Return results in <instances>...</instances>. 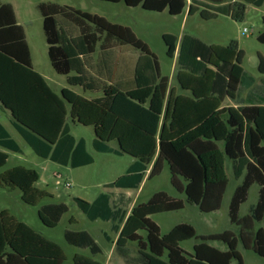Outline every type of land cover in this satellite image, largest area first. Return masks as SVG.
Masks as SVG:
<instances>
[{"label": "trees", "instance_id": "1", "mask_svg": "<svg viewBox=\"0 0 264 264\" xmlns=\"http://www.w3.org/2000/svg\"><path fill=\"white\" fill-rule=\"evenodd\" d=\"M141 6L150 11L168 10L181 14L187 0H105ZM247 3L263 6L264 0H192L189 14L215 19L219 14L243 21ZM48 56L53 68L67 76L71 86L94 94L87 97L70 88L57 94L45 77L35 70L23 25L17 21L13 4L0 0V108L9 112L18 133L42 158L70 165H90L94 157L84 138L76 139L68 119L93 126L94 148L99 152L137 158L108 187L139 188L147 171L148 179L159 175L167 163L171 183L185 198L166 191L155 192L138 202L128 214L129 201L111 202L109 193L94 201H75L90 220L112 222L118 232L116 252L126 264H244L239 241L264 257V92L257 79L243 66L244 52L236 41L229 46L207 44L184 34L179 46L178 75L182 89L170 88L158 56L127 25L104 16L58 3H40ZM264 23V16H263ZM169 57H174L178 37L165 34ZM257 39L264 43V30ZM259 71L264 75V57ZM264 84V78H262ZM246 95L244 96V93ZM230 99L233 105H224ZM112 141L118 147L110 145ZM0 147L22 153L19 143L0 122ZM9 155L0 149V168ZM227 159L232 163L237 185L230 202L231 230L199 235L191 223L175 225L163 234L154 214L184 209L196 204L203 212L221 208L229 184ZM37 170L16 166L0 173V186L18 187L22 199L36 205L47 191L36 186ZM254 184L258 200L247 215L241 206ZM117 203V204H116ZM69 211L68 205L47 203L39 208L41 220L54 227ZM67 242L102 252L87 230H66ZM196 238L190 252L181 242ZM221 241L227 249L209 243ZM61 245L45 237L8 209H0V264H66ZM73 264H102L76 254Z\"/></svg>", "mask_w": 264, "mask_h": 264}, {"label": "rangeland", "instance_id": "2", "mask_svg": "<svg viewBox=\"0 0 264 264\" xmlns=\"http://www.w3.org/2000/svg\"><path fill=\"white\" fill-rule=\"evenodd\" d=\"M12 3L18 21L26 31L27 40L30 44L35 67L39 71L45 72L51 79H59L64 85L83 94L87 97L94 96L91 92H85L81 87L71 86L67 82V76L58 73L52 66L48 56V44L43 29V17L39 10L40 3H58L68 5L82 11L98 14L106 17L112 22L130 26L139 38L145 41L151 50L158 56L162 72L173 76V60L168 55V47L164 41L165 34H174L182 37L184 34H191L211 44H221L229 46L233 41L243 50V66L245 70L257 81L261 87L264 75L259 71L260 57H264V43L257 37L264 30L263 16L264 5L256 6L247 3L246 16L243 21H236L229 16L219 14L215 19H204L200 13L191 15L185 14L170 15L167 10L164 12L150 11L141 6L131 7L126 3L110 2L105 0H2ZM252 29L251 33L244 34L243 29ZM50 82V81H49ZM51 83V82H50ZM52 85V83H51ZM53 86V85H52ZM171 87L180 93L177 79L174 77ZM60 89V88H54ZM261 91L264 92V86ZM246 92L244 93V96ZM233 104L227 99L224 105ZM2 115V111H0ZM6 120V119H5ZM68 122L72 134L77 137H84L87 141L89 152L94 157L93 164L73 168L70 165H63L45 159L37 155L29 144L23 139L18 131L10 125L14 138L21 145L22 153L10 152L7 164L0 168V173L15 166H24L38 171L39 180L36 186L49 193L36 205L26 203L22 199L23 192L20 188L0 186V209H8L16 218L29 224L36 231L45 237L61 245L69 259L79 252V249L69 244L65 238L68 229L88 230L93 235L104 253L99 255L90 254L83 251V254L100 261L102 264L114 263L125 264L115 250L114 242L118 232L112 229V222L102 219L90 220L80 209L75 201L76 197L93 201L104 192H108L106 183L114 181L120 175L127 173L128 167L137 158L130 154L104 153L97 151L93 146V139L96 137L93 126H86L81 123H73L70 118ZM113 147H118L116 141L110 143ZM227 172L229 184L224 195L221 208L212 212H203L196 204L186 203L184 209L157 213L152 218L160 225L163 234L171 231L178 223L187 222L194 225L199 235L211 233H221L231 230L238 234L239 228L230 221V202L237 185L241 182L234 177L232 163L227 159ZM69 183V186L66 184ZM166 191L172 196L185 198V193H180L171 183V172L167 163L159 175L146 181L138 193L139 201H147L155 192ZM259 185L254 184L247 200L242 204L240 215H247L250 208L258 200ZM136 194V191H134ZM68 205L69 211L64 214L61 221L54 227L46 225L39 216V208L47 203H61ZM264 226V220L256 223V229ZM199 241L196 238L181 242V246L192 252L194 244ZM221 249H227L225 243L221 241H209ZM238 249L242 254L244 264H264V257L257 254L252 248L244 246L239 241ZM82 253V252H80ZM231 264H240L237 259H233Z\"/></svg>", "mask_w": 264, "mask_h": 264}, {"label": "crops", "instance_id": "3", "mask_svg": "<svg viewBox=\"0 0 264 264\" xmlns=\"http://www.w3.org/2000/svg\"><path fill=\"white\" fill-rule=\"evenodd\" d=\"M191 3H192V0H187V7L185 8V10L181 13V14H185V16H191L190 14H189V8H190V5H191ZM12 4V3H11ZM15 9V8H14ZM165 11V10H164ZM164 11H162V12H164ZM168 11V10H167ZM169 12V11H168ZM15 13H16V11H15ZM200 13V12H199ZM170 14V13H169ZM181 14H179V15H181ZM196 14V13H195ZM195 14H193V15H195ZM171 15V14H170ZM16 17H17V14H16ZM17 21H18V18H17ZM19 22V21H18ZM184 36V35H183ZM182 36V37H183ZM194 36V35H193ZM178 37V47H177V51H176V53H175V55H174V57H170L172 60H173V65H172V71H173V76L171 77V76H169V75H167L168 77H169V85H171V82H172V80H173V78L175 77L176 79H177V82H178V87L181 89V90H183L182 88V86L180 85V83H179V79H178V75H179V72H180V68H179V64H178V55H179V46H180V42H181V40H182V37H179V36H177ZM195 37H197V36H195ZM202 40V39H201ZM28 41V40H27ZM202 41H204V40H202ZM205 42V41H204ZM29 43V42H28ZM207 44H211V43H208V42H206ZM219 45H221V44H219ZM29 46H30V44H29ZM30 49H31V47H30ZM31 54H32V51H31ZM50 60V59H49ZM32 62H33V66H34V68H35V70L36 71H38L43 77H45V79H46V81L48 82V84L50 85V87L57 93V94H60L61 93V91L64 89V88H69L68 86H66V85H64V82L62 81V80H59V79H51L45 72H43V71H39L36 67H35V64H34V59H33V55H32ZM51 62V61H50ZM161 65V64H160ZM162 70V69H161ZM163 73V72H162ZM164 74V73H163ZM164 75H166V74H164ZM52 83V85H51V83ZM262 84H263V82H262ZM263 86H264V84H263ZM262 86V87H263ZM260 85H259V88H262ZM54 88H60V89H54ZM170 88H174V87H171L170 86ZM71 89V88H70ZM73 90V89H72ZM175 90V89H174ZM176 91V90H175ZM75 92H77V91H75ZM177 92V91H176ZM78 93V92H77ZM178 93V92H177ZM180 93H185V94H189V92L188 91H185V90H183L182 92H180ZM227 100V99H226ZM225 100V101H226ZM224 101V102H225ZM224 104V103H223ZM229 105H233V104H229ZM0 111H2V115L0 114V122L1 123H3L5 126H6V128L9 130V132L11 133V135H12V137L14 138V135H13V133H12V131L10 130V125H12L13 126V123H12V116L10 115V113L9 112H6V111H4V110H2L1 108H0ZM6 119V120H5ZM76 124V123H75ZM14 127V126H13ZM15 128V127H14ZM95 131V130H94ZM72 133V132H71ZM95 135H96V133H95ZM80 138H84V137H80ZM80 138H77L76 137V139H80ZM15 139V138H14ZM85 139V138H84ZM95 139V138H94ZM93 139V140H94ZM16 140V139H15ZM86 140V139H85ZM17 141V140H16ZM20 145V144H19ZM86 146H87V141H86ZM20 147H21V145H20ZM0 149H2V150H4V151H6L7 153H8V155H9V157H10V152H13V151H11V150H8V149H5V148H1L0 147ZM22 149V148H21ZM87 150H88V147H87ZM89 151V150H88ZM17 153V152H16ZM24 153V152H23ZM90 153V152H89ZM93 156V155H92ZM9 159V158H8ZM136 161V160H135ZM134 161V162H135ZM8 162V161H7ZM133 162V163H134ZM132 163V164H133ZM93 164V163H92ZM131 164V165H132ZM130 165V166H131ZM87 166V165H86ZM129 166V167H130ZM16 167V166H15ZM84 167V166H83ZM128 167V168H129ZM14 168V167H13ZM9 169H12V168H9ZM9 169H7V170H9ZM7 170H5V171H7ZM128 170V169H127ZM5 171H3V172H5ZM148 173H149V170L147 171V173H146V175H145V178H144V180H143V182L141 183V185H140V187L139 188H120V187H108L107 185L109 184V183H111V182H108V183H106L105 184V186H107L108 187V192H104V193H109L110 195H111V202H115V200L116 201H118V206H124V205H122L123 203L122 202H127V201H129V207H126L127 208V211H128V214L131 212V209L138 203V202H140L139 201V197L137 198V195H139L138 193L141 191V189H142V187H143V185H144V183H145V181H146V178H147V175H148ZM121 176V175H120ZM119 176V177H120ZM116 179H118V178H116ZM115 179V180H116ZM114 180V181H115ZM114 181H112V182H114ZM134 191H136V194H134ZM139 191V192H138ZM100 195V194H99ZM98 195V196H99ZM97 196V197H98ZM96 197V198H97ZM95 200V199H94ZM93 200V201H94ZM92 202V201H91ZM117 204V203H116ZM123 208H125V207H123ZM64 216V215H63ZM63 216H62V218H63ZM245 216V215H244ZM61 218V219H62ZM111 222V221H110ZM70 230H73V229H70ZM74 231H78V230H74ZM88 231V230H87ZM89 233H90V231H88ZM92 235V234H91ZM93 236V235H92ZM118 236H119V234H117V239H118ZM116 239V240H117ZM114 244H115V247H116V241L114 242ZM74 246V245H73ZM74 247H76V246H74ZM101 247V246H100ZM76 248H78L79 249V252H77L76 254H83V251H89L90 252V250L88 249V248H79V247H76ZM102 249V248H101ZM115 250H116V248H115ZM80 252H82V253H80ZM102 253H104V251H103V249H102V252L100 253V254H102ZM76 254H74L73 255V258H72V260L71 261H69V259H68V257H67V261H66V264H73V259H74V256L76 255ZM90 254H91V252H90ZM118 254V253H117ZM83 255H85V254H83ZM99 255V254H98ZM86 256H89V255H86ZM97 256V255H96ZM118 256L123 260V262L126 264V262L124 261V259L118 254ZM90 257V256H89ZM108 264H114V263H108Z\"/></svg>", "mask_w": 264, "mask_h": 264}, {"label": "built area", "instance_id": "4", "mask_svg": "<svg viewBox=\"0 0 264 264\" xmlns=\"http://www.w3.org/2000/svg\"><path fill=\"white\" fill-rule=\"evenodd\" d=\"M251 32H252V29L250 30V29H248L247 27H245V28L243 29V33H244V34H248V33H251ZM66 185L69 186V183H67Z\"/></svg>", "mask_w": 264, "mask_h": 264}]
</instances>
